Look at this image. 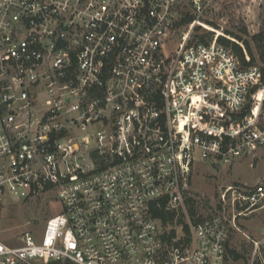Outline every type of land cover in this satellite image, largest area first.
<instances>
[{
    "label": "built area",
    "instance_id": "2783aa9c",
    "mask_svg": "<svg viewBox=\"0 0 264 264\" xmlns=\"http://www.w3.org/2000/svg\"><path fill=\"white\" fill-rule=\"evenodd\" d=\"M222 1L0 0V203L59 204L37 236L0 239V264L223 263L264 185L207 213L193 174L264 146V82L208 37Z\"/></svg>",
    "mask_w": 264,
    "mask_h": 264
},
{
    "label": "rangeland",
    "instance_id": "374dc122",
    "mask_svg": "<svg viewBox=\"0 0 264 264\" xmlns=\"http://www.w3.org/2000/svg\"><path fill=\"white\" fill-rule=\"evenodd\" d=\"M217 9L215 16L206 19L208 37L222 35L233 39L229 33H235L250 39L251 35L264 30V0H223ZM251 46L262 70L264 63L259 59L255 42L251 41ZM261 117H264V107ZM259 183L264 185V146L256 152L255 157H242L229 167L197 163L192 189L195 196H205L206 205L209 206L204 210L210 213L213 208L211 205H219V195L228 185L249 189ZM230 198V193H227L225 205H232ZM58 209L59 204L51 192L26 200L6 197L5 202L0 203V239L7 245L19 246L26 232L37 236L45 220L57 213ZM232 214V209L227 208L226 215L230 217ZM235 224V227L230 228L222 264H253L256 261L264 264V200L254 212L236 216ZM255 241L258 242L257 247ZM231 250L241 257L233 259Z\"/></svg>",
    "mask_w": 264,
    "mask_h": 264
},
{
    "label": "trees",
    "instance_id": "16d2710c",
    "mask_svg": "<svg viewBox=\"0 0 264 264\" xmlns=\"http://www.w3.org/2000/svg\"><path fill=\"white\" fill-rule=\"evenodd\" d=\"M233 39H230L226 36H218L217 40L218 42L222 43L223 45L229 47L240 59V61L244 65H252L257 63V59L254 56L251 41L255 42V46L259 50V59L261 62L264 63V30L259 31L258 33L251 35L250 39L243 35H238L235 33H229ZM262 80L264 82V67H262ZM244 113H242L243 115ZM189 205H193L192 203H189ZM190 213L194 214V208L193 206L190 207ZM159 214L163 216V212L160 211ZM230 253L233 256V259H238L241 257L239 253H236L235 251L231 250ZM51 264H74L71 261H65L63 263L58 262H52ZM253 264H261L260 261H256Z\"/></svg>",
    "mask_w": 264,
    "mask_h": 264
}]
</instances>
